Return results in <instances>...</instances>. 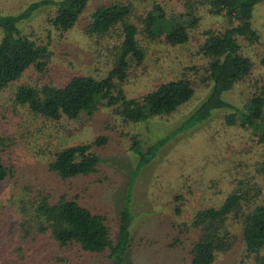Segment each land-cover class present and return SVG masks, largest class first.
<instances>
[{"label": "rangeland", "instance_id": "374dc122", "mask_svg": "<svg viewBox=\"0 0 264 264\" xmlns=\"http://www.w3.org/2000/svg\"><path fill=\"white\" fill-rule=\"evenodd\" d=\"M30 1L0 0V14L18 12ZM108 2L129 4L127 21L135 26V37L145 48L141 61L130 60L124 70L114 63L122 38L120 23L104 33L87 34L83 30L94 8ZM153 3L160 5L165 16H173L172 22L185 23L188 37L184 42L170 44L162 35L146 37L142 19ZM54 10V2L40 5L16 23L21 34L47 45L44 69L28 65L17 79L0 89V156L10 172L0 183L1 246L19 232L16 197L26 189L33 194L34 188H42L51 200L63 194L102 213L111 237L119 211L130 210L131 238L123 264H186L189 245L197 235L188 225L192 213L217 205L231 188L233 177L261 179L253 167L264 153V144L256 141L248 128L225 124L222 116L227 108L212 109L210 116L193 126L177 128L207 91L208 85L201 80L206 76V58L198 52L202 30L222 27L224 18L211 14L205 0H86L73 25L60 30L50 22ZM250 20L259 33L257 42L241 46V53L251 60L250 70L220 94L237 106L250 91L264 87V0L253 4ZM109 70L113 75L108 85L120 87L127 96L139 95L179 75L191 81L193 92L174 111L139 122L123 120L102 100L88 113L50 120L12 99L20 83L60 85L71 74L105 77ZM98 134H105L107 142L95 147L100 161L94 172L66 178L49 173L47 162L52 152ZM133 138L139 139L141 146L158 138L162 141L152 145L153 153L132 177L129 171L137 158L130 146ZM259 185L264 200V179ZM176 194L180 195L177 199ZM228 227L236 238L228 251L216 253L215 264H251L239 228L235 224ZM107 261L102 254L83 253L79 262L72 264Z\"/></svg>", "mask_w": 264, "mask_h": 264}, {"label": "trees", "instance_id": "16d2710c", "mask_svg": "<svg viewBox=\"0 0 264 264\" xmlns=\"http://www.w3.org/2000/svg\"><path fill=\"white\" fill-rule=\"evenodd\" d=\"M260 1L263 0H205L208 11L221 14L225 24L217 29L202 30L198 52L206 58V76L201 80L208 85L207 91L177 128L193 126L210 116L212 109L227 108L222 116L225 124L248 128L256 141L264 144V87L250 91L240 106L220 95L250 70L251 60L241 53V46L259 39L250 19L253 4ZM53 2L55 10L50 22L66 30L73 25L86 0H33L18 12L0 14V89L17 79L28 65L44 69L47 45L21 34L16 23L27 18L36 7ZM129 10V4L124 2L98 4L83 29L87 34H98L121 24L122 38L114 63L122 70L130 60L140 62L145 53L135 37V26L127 21ZM172 17L165 16L160 5L153 3L142 19L146 37L162 35L170 44L184 42L188 37L185 23L172 22ZM112 75V70L107 71L105 77L75 73L60 85L20 83L12 99L50 120H57L60 115L69 118L88 113L102 100L123 120L139 122L174 111L193 92L191 81L179 75L162 80L139 95L127 96L120 87L108 85ZM162 138L145 146L133 138L130 146L137 158L130 176L146 163L154 151L152 145ZM106 142L107 136L98 134L89 140L65 145L52 152L47 169L61 178L92 173L100 161L95 147ZM253 171L261 178L259 181L253 176L233 177L231 188L217 205L201 207L192 213L188 225L197 230V235L189 245L186 264H215L216 253L228 251L236 238L228 227L232 224L240 230L243 250L251 264H264V200L260 197L259 185L264 179V153L254 164ZM9 173V167L0 156V183ZM177 197L180 195H174ZM15 207L19 232L13 240H7L6 245L0 243V264H72L79 262L83 253L102 254L107 264L127 261L124 253L131 238L128 223L132 215L126 208L119 211L116 231L111 237L104 215L74 197L60 194L51 200L47 190L34 188L32 194L26 189L16 197Z\"/></svg>", "mask_w": 264, "mask_h": 264}]
</instances>
